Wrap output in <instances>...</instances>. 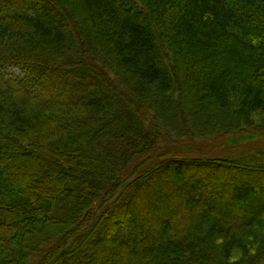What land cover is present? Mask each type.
Segmentation results:
<instances>
[{"label": "trees", "instance_id": "1", "mask_svg": "<svg viewBox=\"0 0 264 264\" xmlns=\"http://www.w3.org/2000/svg\"><path fill=\"white\" fill-rule=\"evenodd\" d=\"M251 172L264 0H0V264H264Z\"/></svg>", "mask_w": 264, "mask_h": 264}, {"label": "rangeland", "instance_id": "2", "mask_svg": "<svg viewBox=\"0 0 264 264\" xmlns=\"http://www.w3.org/2000/svg\"><path fill=\"white\" fill-rule=\"evenodd\" d=\"M173 144H175V145H173ZM169 147V148H173L174 146H176V143H174V142H169L167 145H165L164 147ZM220 155H222V154H220ZM161 173H167V171H165V170H163V171H161ZM245 175H247V177H249V180L251 181V183L253 184V185H259V178L261 179L262 178V176H263V174H259V173H257V172H251V173H245ZM181 177L182 178H184L183 180L185 181V184H184V186L185 187H187V186H189V184H191V183H193L194 181L193 180H191V178L190 177H188V176H186V175H184V174H181ZM229 178L230 177H232V176H228ZM234 178V176L232 177V179ZM263 180V183H264V177L262 178ZM220 181H221V179H220ZM219 182V181H218ZM247 184H244L243 186H241V188H240V190H244V189H246V188H248V186H246ZM217 187H218V185H217ZM236 192V191H235ZM232 195H236V194H232ZM217 197V196H216ZM234 197V196H233ZM126 215V214H125ZM136 215V214H135ZM137 216L140 218V217H147V216H144L143 215V213H141V214H137ZM107 234L106 233H104L103 234V236H101L100 238H98L94 243L95 244H99L102 240H103V238L106 236Z\"/></svg>", "mask_w": 264, "mask_h": 264}]
</instances>
